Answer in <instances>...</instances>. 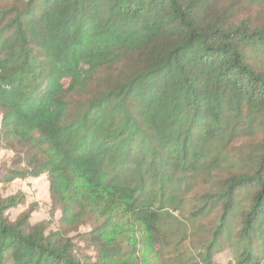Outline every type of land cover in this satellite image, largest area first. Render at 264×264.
<instances>
[{
	"label": "trees",
	"instance_id": "obj_1",
	"mask_svg": "<svg viewBox=\"0 0 264 264\" xmlns=\"http://www.w3.org/2000/svg\"><path fill=\"white\" fill-rule=\"evenodd\" d=\"M0 114V264H264V0H0Z\"/></svg>",
	"mask_w": 264,
	"mask_h": 264
},
{
	"label": "rangeland",
	"instance_id": "obj_2",
	"mask_svg": "<svg viewBox=\"0 0 264 264\" xmlns=\"http://www.w3.org/2000/svg\"><path fill=\"white\" fill-rule=\"evenodd\" d=\"M3 2V0H1ZM2 116L0 114V124ZM20 153V148L17 146L10 147L5 144H0V172H4V168L13 166ZM17 193H23L26 196V201L19 205L10 208L8 214L12 219H16L21 213L32 210V222H47L48 231L57 230L60 225L61 212L58 211L52 218L50 216V196H49V181L43 175L39 178L16 179L8 185L0 183V195L2 197L13 196ZM89 226L82 227V230H88ZM206 235L198 234L191 242V245L200 246L206 239ZM188 241L176 249L172 247L167 257L173 258L176 255L186 256V246ZM92 253V249L89 251ZM154 252L147 248H142L140 256L142 258L141 264H156L158 260L154 256ZM221 260H226L230 257L228 251L219 253L217 256Z\"/></svg>",
	"mask_w": 264,
	"mask_h": 264
}]
</instances>
